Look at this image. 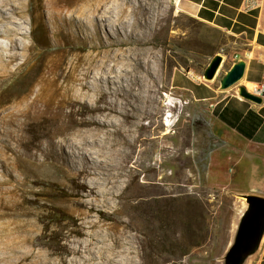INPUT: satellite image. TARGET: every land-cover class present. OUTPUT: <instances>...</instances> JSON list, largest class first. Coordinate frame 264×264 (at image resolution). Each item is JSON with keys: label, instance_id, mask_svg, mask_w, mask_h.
Here are the masks:
<instances>
[{"label": "rangeland", "instance_id": "obj_1", "mask_svg": "<svg viewBox=\"0 0 264 264\" xmlns=\"http://www.w3.org/2000/svg\"><path fill=\"white\" fill-rule=\"evenodd\" d=\"M28 1L23 0V14H12L18 25L9 23L20 31L15 36L16 45L11 46L6 33L0 35L4 45L0 46V113L13 108L24 96H34L57 44L83 45L80 53L84 56L92 51L86 32L79 28L77 12H68L71 23L63 35L57 34L46 9L36 10L33 16L27 10ZM149 7L153 30L135 31L134 18L129 16L121 32L127 40H138L139 45L124 44L122 48L131 47V55L140 52L146 56L150 51V81L159 89L164 107L158 135L169 130L166 170L170 182L151 181L161 177L148 165L161 167L159 152L145 162L138 176L140 182H126L128 177L114 184L93 182L92 177L78 174L60 157L64 149L72 158V148L63 141L64 134L58 135L61 146L50 144L46 121L0 118V200L12 206L0 222L26 223L28 234L41 241L37 248L55 250L56 258H71L74 255L68 248L76 246L79 239L91 240L85 252L90 256L88 264H227V253L248 206L243 195H264V151L241 142L216 120L212 106L194 100L173 81L195 84L177 72L202 74L217 53L224 58L217 73L221 78L236 53L245 47L244 40L191 15L181 0H149ZM111 34L100 28L104 40L109 41ZM75 52L70 51L66 60ZM15 53L18 58L8 68L1 67ZM117 80L124 86L129 83L127 77ZM238 84L230 88L238 89ZM79 100L81 105L93 103L89 97ZM170 102L172 105L167 106ZM165 120L171 123L170 128ZM65 133L67 139H74L78 131L71 127ZM94 156L98 158L95 152ZM186 195L204 202L208 236L202 245L182 255L184 215L178 210L171 223L165 210L171 198ZM177 203L183 204V199ZM81 224L87 234L72 231ZM174 236L179 238L177 244H171Z\"/></svg>", "mask_w": 264, "mask_h": 264}, {"label": "bare ground", "instance_id": "obj_2", "mask_svg": "<svg viewBox=\"0 0 264 264\" xmlns=\"http://www.w3.org/2000/svg\"><path fill=\"white\" fill-rule=\"evenodd\" d=\"M23 6V0H0V22H3L0 35H9L11 46L16 45L15 36L20 33L10 25H18L12 14H23ZM40 9H46L54 31L62 35L71 23L72 14L68 12L72 11L73 15L77 12L79 28L86 32L85 39L90 42L92 51L84 56L80 53L83 45L57 44L34 96H24L13 108L2 111L0 118L12 122L28 118L46 121L49 143L59 147L64 141L71 147L72 158L64 149L60 157L69 161L78 174L92 177L93 182L114 184L123 177H128L126 182H140L139 173L155 152L161 154V167L147 163L161 177L159 180L153 177L151 181L170 182L166 170L170 155L169 130L158 135L162 126L159 115L164 107L159 89L150 81V51L145 52L146 56L140 52L131 55V47L122 48L124 44L139 45L138 40H127L121 32L129 23V16L134 18L135 31L138 28L153 30L149 0L28 1L27 10L33 16V12ZM101 27L112 33L109 41L100 37ZM0 46L4 45L0 43ZM70 51L77 52L66 60ZM17 58V53L9 55L1 67L8 68ZM124 77L129 79L127 86L117 80ZM247 86L251 88L252 84ZM81 97L92 98L93 103L81 105ZM171 105V102L167 104ZM167 120L164 123L169 127L171 123ZM71 127L77 128V138L67 139L65 132ZM58 135H63V141L58 140ZM88 146L95 148L98 158ZM10 207L8 201L0 200V217L6 216ZM72 231L87 234L82 224ZM28 233L26 223L0 222V264H88L90 261L85 252L91 240L79 239L76 246L68 248L74 255L71 258L64 255L56 258L55 250L37 248L41 241Z\"/></svg>", "mask_w": 264, "mask_h": 264}, {"label": "crops", "instance_id": "obj_3", "mask_svg": "<svg viewBox=\"0 0 264 264\" xmlns=\"http://www.w3.org/2000/svg\"><path fill=\"white\" fill-rule=\"evenodd\" d=\"M243 0H181L184 9L199 20L240 36L245 47L236 53L237 61H246L239 85L264 82V9L245 11ZM190 77L195 84L177 83L194 100L212 106L216 120L244 144L264 151V102L254 103L238 94V89H223L220 78L207 80L203 73L177 72ZM244 264H264V234L256 251Z\"/></svg>", "mask_w": 264, "mask_h": 264}, {"label": "water", "instance_id": "obj_4", "mask_svg": "<svg viewBox=\"0 0 264 264\" xmlns=\"http://www.w3.org/2000/svg\"><path fill=\"white\" fill-rule=\"evenodd\" d=\"M222 62L223 55L215 54L204 69L203 77L207 80L215 79ZM245 70L244 59L233 62L220 78L221 88L227 89L239 83ZM238 94L254 103H263V98L249 91L246 85H239ZM243 196L248 206L241 216L235 241L227 253V264H243L246 258L258 249L264 234V195L250 193Z\"/></svg>", "mask_w": 264, "mask_h": 264}, {"label": "trees", "instance_id": "obj_5", "mask_svg": "<svg viewBox=\"0 0 264 264\" xmlns=\"http://www.w3.org/2000/svg\"><path fill=\"white\" fill-rule=\"evenodd\" d=\"M183 199V204H178L177 201ZM170 205L166 207L167 220L173 223L176 219L178 210L183 213L184 220L182 226V255H187L191 249L202 245L208 236V217L207 208L201 199L186 195L185 197H174L170 199ZM174 235V232H173ZM159 242L162 240L159 238ZM179 238H173L171 244H177Z\"/></svg>", "mask_w": 264, "mask_h": 264}, {"label": "built area", "instance_id": "obj_6", "mask_svg": "<svg viewBox=\"0 0 264 264\" xmlns=\"http://www.w3.org/2000/svg\"><path fill=\"white\" fill-rule=\"evenodd\" d=\"M242 9L245 11L253 10H263L264 9V0H243ZM248 88V86L246 85ZM252 93L261 96L264 102V82L262 83H252L251 88H248Z\"/></svg>", "mask_w": 264, "mask_h": 264}]
</instances>
